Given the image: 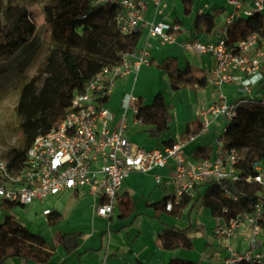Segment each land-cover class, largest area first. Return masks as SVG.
I'll return each mask as SVG.
<instances>
[{"label": "built area", "instance_id": "1", "mask_svg": "<svg viewBox=\"0 0 264 264\" xmlns=\"http://www.w3.org/2000/svg\"><path fill=\"white\" fill-rule=\"evenodd\" d=\"M91 2L93 6H118L120 13L116 25L119 31L140 37L141 31L146 29L144 44L134 52L123 54L118 64L104 67L85 84L84 90L74 93L63 121L57 128L36 137L20 170L11 169L7 159L0 160V200L29 207L67 195L68 204L73 207L82 196L88 195L96 206V215L109 219L132 173L149 174L169 166H173L171 179L175 191L165 204L166 211L171 212L185 197L191 196L196 187L212 183L222 186L225 199L236 200L229 186L239 181L243 157L238 150L227 149L225 133L240 106L254 100L264 106V91L254 94L264 81V35L253 33L232 42L230 30L237 20L264 13V0H226L227 13L216 29L214 41L189 39L183 42L186 53L213 58L215 65L207 73L206 80L216 96L198 110V134L164 149L151 150L135 147L127 137V112H136L139 98L133 94L123 97L124 113L115 129L114 115L104 101L114 94L121 80L137 77L144 66L151 64V38L158 39L161 45L175 44L183 28L178 23H153L146 18L149 5L158 11L164 0ZM229 86L235 87L233 100L226 92ZM218 123L221 124L219 131L211 139L212 155L200 159L186 155L184 149L213 133ZM252 170L253 174L246 180L261 188L253 210L229 220L217 218L218 225L213 229L216 238L233 242L241 225L247 224L252 229L250 247L237 251L229 243L227 256L221 264H264V249L256 247L264 223V163H253ZM155 179L158 184L162 181L158 175ZM43 214L49 219L53 210H45Z\"/></svg>", "mask_w": 264, "mask_h": 264}, {"label": "crops", "instance_id": "2", "mask_svg": "<svg viewBox=\"0 0 264 264\" xmlns=\"http://www.w3.org/2000/svg\"><path fill=\"white\" fill-rule=\"evenodd\" d=\"M192 13L184 12L182 0H164L162 7L150 4L146 18L153 23H178L182 31L177 35L175 44L161 45L158 39L151 38V64L144 66L137 77L129 76L121 80L114 94L105 102V106L114 115L113 128L119 126L124 113L122 100L126 94H133L151 105L155 95L161 93L171 107L169 120L170 137L174 143L183 141L181 135L187 130L194 131L199 125L198 110L200 106L211 103L216 92L214 88L189 86L176 92L172 91L169 78L161 69V64L168 58L178 61L181 69L190 66L199 77L206 76L215 62L209 56L186 53L183 42L194 37V18L197 13H213L222 10L217 17L213 33L203 32L196 39L203 42L214 41L217 27L224 22L227 13L226 0H193ZM147 30L140 33L139 47L144 44ZM264 91V81L256 88L255 95ZM230 100L235 95V87L226 89ZM130 142L138 148L147 150L163 148L162 139L151 138L149 130L136 120V112H127ZM220 123L208 136L201 137L188 145L184 152L194 156L199 148L212 155L211 139L218 133ZM162 178L157 183L155 177ZM173 166L156 170L149 174L132 173L125 181L114 215L109 219L96 215V206L91 197L84 195L79 202L70 207L69 197L62 195L47 202L35 203L29 207L8 204L0 200V223L7 215L14 216L30 232L42 236L46 241L56 242L60 234H81L78 247L67 252L57 247L52 259L53 264H170L180 261L190 264H221L227 256L229 243L237 251H245L250 247L252 229L242 224L236 240L229 242L225 238H216L213 229L218 225L210 209L202 198L208 185L196 187L187 203L181 209L176 208L175 214L168 212L162 203L175 191L172 181ZM53 210L47 219L43 212ZM49 220L53 224L49 223ZM191 246L186 247L187 241ZM257 249H264V230L257 239ZM7 264H35L20 258H13Z\"/></svg>", "mask_w": 264, "mask_h": 264}, {"label": "trees", "instance_id": "3", "mask_svg": "<svg viewBox=\"0 0 264 264\" xmlns=\"http://www.w3.org/2000/svg\"><path fill=\"white\" fill-rule=\"evenodd\" d=\"M182 3L185 14H191L194 1L182 0ZM44 12L51 29L52 48L39 69V75L23 87L16 107L21 137L18 147L5 154L13 170L23 167L27 151L37 136L57 128L63 121L74 93L84 90L85 84L104 67L118 64L123 54L134 52L140 43L139 37L124 35L117 28L116 19L120 9L115 5L93 6L91 0H44ZM221 13L222 10L197 13L192 39L204 31L213 33ZM37 29L29 4L20 0H0V59L11 57L26 47ZM230 33L232 42L253 33L264 35V13L237 20ZM161 69L169 78L174 92L189 86L207 85L206 76H197L189 65L181 69L174 58L165 60ZM136 119L142 126L151 128V138L166 137L160 149L174 144L168 137L171 107L163 94L158 93L151 105L139 99L136 103ZM199 131L200 123L196 130H187L181 138L185 140ZM225 138L227 149H236L243 157L239 181L229 186L236 200L225 199L222 186L212 183L208 185L202 202L215 218L229 220L240 213L251 212L261 192L257 183L246 180L253 174V163H264V106L259 100L249 101L238 108L237 115L228 125ZM194 157L209 158L210 155L198 148ZM170 198L163 201L164 208ZM187 201L185 197L171 213L175 214L176 208L181 209ZM6 206L11 208L15 205ZM49 223L53 224L51 220ZM262 227L264 230V223ZM80 238L81 234L68 233L58 235L56 242L46 241L42 236L30 232L14 216L7 215L0 223V264H7L13 258L35 264H53L57 247L72 252L78 247ZM185 246L190 247L191 241L188 240ZM170 264L190 263L174 260Z\"/></svg>", "mask_w": 264, "mask_h": 264}, {"label": "rangeland", "instance_id": "4", "mask_svg": "<svg viewBox=\"0 0 264 264\" xmlns=\"http://www.w3.org/2000/svg\"><path fill=\"white\" fill-rule=\"evenodd\" d=\"M29 4V11L37 24L31 42L11 57L0 59V160L21 137L16 107L23 87L39 75L51 51V29L44 12V0H20ZM156 96V95H155Z\"/></svg>", "mask_w": 264, "mask_h": 264}]
</instances>
